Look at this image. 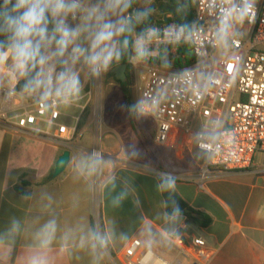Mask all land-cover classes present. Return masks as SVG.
<instances>
[{
  "label": "crops",
  "instance_id": "obj_1",
  "mask_svg": "<svg viewBox=\"0 0 264 264\" xmlns=\"http://www.w3.org/2000/svg\"><path fill=\"white\" fill-rule=\"evenodd\" d=\"M17 83L8 78L0 85L15 88ZM90 107L92 114L86 116ZM71 108L75 113L63 112L59 122L77 127L73 140L60 139L56 129L51 135L39 132L43 124L32 130H0V234L13 219L21 224L14 241L0 244V264H28L39 252L34 234L51 218L57 220L59 231L46 254L48 264H113L109 254L122 257L136 238L169 261L193 264L199 262L195 237L206 241L211 254L200 264H264V158L257 154L247 171H207L206 153L195 143L180 142L172 151L156 152L155 161L135 133L126 104L127 119L116 115L103 119L96 114L90 90ZM138 121L143 127L139 116ZM101 137L104 148L99 147ZM186 138L181 136L182 141ZM68 149L72 153L66 170L43 182ZM97 151L101 154L97 171L81 172L80 161ZM161 174L175 177V192L204 216V224L168 213L157 187ZM121 193L126 194L117 201ZM97 222L108 236V246L94 261L81 236L89 228L97 230ZM66 231L70 235L64 241L60 237Z\"/></svg>",
  "mask_w": 264,
  "mask_h": 264
},
{
  "label": "built area",
  "instance_id": "obj_2",
  "mask_svg": "<svg viewBox=\"0 0 264 264\" xmlns=\"http://www.w3.org/2000/svg\"><path fill=\"white\" fill-rule=\"evenodd\" d=\"M218 15V10H210L209 0H197L190 38L175 41L171 30L182 24H162L156 28L160 38L151 45L153 55L147 61L130 63L144 116L155 125V144L175 148L180 142L195 143L206 153L207 171H247L257 154L264 155V0H253V18L235 25L233 42L224 49L212 42ZM167 45L172 46L167 52L172 58L178 46L189 45L195 60L188 66L184 56V66L170 58L168 66L153 62ZM178 73L184 76L178 78L174 75ZM61 116L59 108L48 111L21 91L0 85V130H32L43 124L39 132L51 135L56 129L60 139L73 140L77 127L59 122ZM182 135L187 137L183 141ZM96 226L102 232L99 222ZM192 243L199 262L211 257L203 238L195 237ZM109 256L113 264H182L165 259L140 238L131 241L122 257Z\"/></svg>",
  "mask_w": 264,
  "mask_h": 264
},
{
  "label": "clouds",
  "instance_id": "obj_3",
  "mask_svg": "<svg viewBox=\"0 0 264 264\" xmlns=\"http://www.w3.org/2000/svg\"><path fill=\"white\" fill-rule=\"evenodd\" d=\"M134 3L136 0H0V82L8 78L14 83L23 80L21 93L48 111L75 106L84 92L82 71L99 79L126 55L133 63L147 61L153 55L151 45L160 38L159 30L136 29L154 9L133 10ZM209 6L219 13L212 42L217 48H227L236 34L235 25L253 18V0H239V4L236 0H220L219 5L217 0H209ZM194 28L195 25L185 23L173 28L171 35L175 41L190 38ZM133 110L146 114L142 101L133 105ZM98 155L91 153L81 160L80 171L96 172ZM157 187L161 192L174 191L175 177L161 174ZM125 194L121 193L117 201ZM172 215L180 217L179 207L173 208ZM79 227L83 230L84 226ZM20 230V221L13 219L0 234V244L14 241ZM58 231L55 218L36 230L39 252L29 257L28 264H48L46 254ZM69 235L66 231L60 239L67 241ZM85 241L94 261L99 260L107 249L108 236L89 228L81 236L82 245Z\"/></svg>",
  "mask_w": 264,
  "mask_h": 264
},
{
  "label": "trees",
  "instance_id": "obj_4",
  "mask_svg": "<svg viewBox=\"0 0 264 264\" xmlns=\"http://www.w3.org/2000/svg\"><path fill=\"white\" fill-rule=\"evenodd\" d=\"M196 1L197 0H168L166 2H158L155 5V7H153V4H151L150 7L154 9V11L151 13V15L143 24L137 27L136 32H140L146 27L158 28L162 24L170 23L173 21L180 24L187 23L190 25V23L196 17ZM155 11H157L156 15H154ZM134 35L135 34L129 37L130 41L134 39ZM171 47H172L171 45H167L163 47L162 51L160 52V55L158 57L152 58V61L157 64H161L165 62V60L167 61L170 58L179 66H184V65L188 66L192 64V62L195 60L194 54L190 49L189 45H182L177 47L178 50L175 55V57L177 58L175 57L172 58V55H170V57L167 55V52L170 50ZM182 56H184V60H185L184 65L182 64V59H181ZM119 64H127L128 66L127 75L128 78L132 81V65L130 63V59L128 58V55H126ZM118 82L121 83L120 80H118ZM22 84H23V80H20L16 84L15 90L20 91ZM121 86H122L121 87L122 95L127 107L131 125L137 136L146 145L145 131L138 121L137 111L133 110V105H135V103L133 100L132 89L130 88L129 90H126L125 85L122 83ZM84 112H86V110ZM51 179H52V174L49 175L47 178H45L43 182H48ZM163 195L166 201L167 211L170 215H172L174 207H179L181 211V215L186 216L187 219L192 221L195 225L201 226L202 224H204V216L190 209L178 196L175 190L165 191L163 192Z\"/></svg>",
  "mask_w": 264,
  "mask_h": 264
},
{
  "label": "rangeland",
  "instance_id": "obj_5",
  "mask_svg": "<svg viewBox=\"0 0 264 264\" xmlns=\"http://www.w3.org/2000/svg\"><path fill=\"white\" fill-rule=\"evenodd\" d=\"M156 0H136V3L133 5V10L134 9H143L144 7H150L151 4H153ZM131 11V10H130ZM157 14V11L154 12V15ZM135 37V35H134ZM167 62H170L167 60ZM116 65H113V67ZM112 67V68H113ZM111 68V69H112ZM110 69V70H111ZM143 71H139V75H142ZM81 79L84 83V92H88L91 90L93 100L97 103V112L96 114L98 116H102L103 119H108L112 115L119 116L122 119H127L126 116V108H125V103H124V98L122 95L120 83L118 80H116L113 76L110 75V71L105 73L101 78L95 79V78H90L87 76L86 71L81 72ZM132 83H130V88L132 89V94H133V100L134 103L136 104L139 99V91L136 87L137 85V78H136V72L134 68L132 67ZM113 83V84H111ZM62 116L63 112L66 114H72L75 113L73 108H64L60 107L59 108ZM87 112L85 113L86 116L92 114V107L88 108L86 110ZM138 113V112H137ZM138 116L140 119H142V125L143 129L145 131L146 135V145L149 148L151 152H153L154 155V160L156 161V152H167V151H172L173 149L170 147H164V146H159L156 145L153 141L154 137V131H155V125L152 122V120L144 115H141L138 113ZM106 119V120H107ZM71 119L67 118L66 116L64 117V121L68 122ZM98 125L101 126L102 120L101 118L98 117ZM37 128L41 127V124L36 125ZM107 128V127H106ZM104 129V127H103ZM106 130V129H105ZM107 132V131H106ZM103 134V131H102ZM101 142L103 145H101ZM106 142V140H105ZM99 147L104 148V141L103 138L99 140ZM171 149V150H170ZM101 156V155H100ZM263 154H259V159L264 158ZM158 164V162H157ZM164 168H167L169 166L163 165Z\"/></svg>",
  "mask_w": 264,
  "mask_h": 264
},
{
  "label": "water",
  "instance_id": "obj_6",
  "mask_svg": "<svg viewBox=\"0 0 264 264\" xmlns=\"http://www.w3.org/2000/svg\"><path fill=\"white\" fill-rule=\"evenodd\" d=\"M166 1L168 0H156L153 3V7H155V5L158 2H166ZM127 67H128L127 64H118L112 68L111 72L115 74L118 80H120L121 82H125L127 80V74H126ZM71 153H72L71 150L68 149L59 157L55 170L52 175L53 178L60 176L66 170L71 159Z\"/></svg>",
  "mask_w": 264,
  "mask_h": 264
},
{
  "label": "flooded vegetation",
  "instance_id": "obj_7",
  "mask_svg": "<svg viewBox=\"0 0 264 264\" xmlns=\"http://www.w3.org/2000/svg\"><path fill=\"white\" fill-rule=\"evenodd\" d=\"M111 70H112V69H111ZM111 70H109V71H110V75H113V77H114L115 79H117L116 76H115V74H113V73L111 72ZM126 74H127V71H126ZM130 82H131V80L128 78V75H127V80H126L125 82H121V83L125 85V89H126V90H129V89H130ZM121 83H120V87H122V86H121Z\"/></svg>",
  "mask_w": 264,
  "mask_h": 264
}]
</instances>
